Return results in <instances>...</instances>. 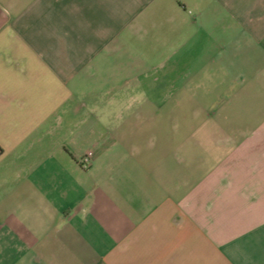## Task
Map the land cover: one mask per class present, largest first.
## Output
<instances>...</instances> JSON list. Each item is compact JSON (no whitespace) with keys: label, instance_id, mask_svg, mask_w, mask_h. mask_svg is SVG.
Segmentation results:
<instances>
[{"label":"crops","instance_id":"obj_1","mask_svg":"<svg viewBox=\"0 0 264 264\" xmlns=\"http://www.w3.org/2000/svg\"><path fill=\"white\" fill-rule=\"evenodd\" d=\"M0 264H264V0H0Z\"/></svg>","mask_w":264,"mask_h":264},{"label":"built area","instance_id":"obj_2","mask_svg":"<svg viewBox=\"0 0 264 264\" xmlns=\"http://www.w3.org/2000/svg\"><path fill=\"white\" fill-rule=\"evenodd\" d=\"M92 160V153L88 152L86 153L80 160V164L82 168L86 169L90 166Z\"/></svg>","mask_w":264,"mask_h":264}]
</instances>
